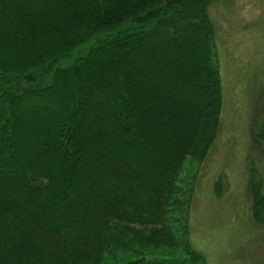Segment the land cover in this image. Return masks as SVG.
<instances>
[{
    "label": "trees",
    "instance_id": "1",
    "mask_svg": "<svg viewBox=\"0 0 264 264\" xmlns=\"http://www.w3.org/2000/svg\"><path fill=\"white\" fill-rule=\"evenodd\" d=\"M216 1L0 0V264H205L189 217L221 126Z\"/></svg>",
    "mask_w": 264,
    "mask_h": 264
},
{
    "label": "rangeland",
    "instance_id": "2",
    "mask_svg": "<svg viewBox=\"0 0 264 264\" xmlns=\"http://www.w3.org/2000/svg\"><path fill=\"white\" fill-rule=\"evenodd\" d=\"M221 126L195 169L189 228L205 264H264V225L251 211L255 170L264 178V0H217ZM120 257L124 253L118 254Z\"/></svg>",
    "mask_w": 264,
    "mask_h": 264
}]
</instances>
